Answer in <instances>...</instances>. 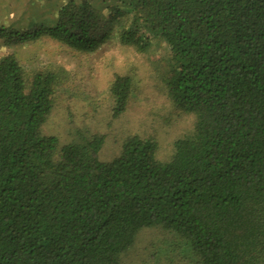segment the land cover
<instances>
[{
    "label": "trees",
    "instance_id": "trees-1",
    "mask_svg": "<svg viewBox=\"0 0 264 264\" xmlns=\"http://www.w3.org/2000/svg\"><path fill=\"white\" fill-rule=\"evenodd\" d=\"M129 1L105 13L71 0L53 27L0 25V43L147 52L144 30L158 31L174 60L166 94L193 130L164 160L154 137L130 134L104 162L103 133L44 134L64 70L2 57L0 264H129L135 252L156 264H264V0ZM134 92L132 76L114 75V118ZM148 232L157 241L146 251Z\"/></svg>",
    "mask_w": 264,
    "mask_h": 264
},
{
    "label": "rangeland",
    "instance_id": "rangeland-1",
    "mask_svg": "<svg viewBox=\"0 0 264 264\" xmlns=\"http://www.w3.org/2000/svg\"><path fill=\"white\" fill-rule=\"evenodd\" d=\"M70 1L0 0V25L18 30L39 25L53 27L59 10ZM76 1L90 2L105 13H109L112 6L122 7L124 1L125 4L130 2ZM130 20L132 14L126 15L125 23H130ZM144 31L152 45L147 52L121 45L119 41L90 55L67 54L49 41L17 48H8L0 43V59L16 54L31 69L58 68L66 73L67 83L61 89L56 109L45 125L44 134L69 143L79 131L103 133L107 136L106 147L101 153L104 162H111L119 156L130 134L151 136L159 143V159L164 160L172 155L173 142L192 132L193 122L189 116L178 113L165 91L164 79L172 76L174 66L171 47L160 38V32ZM117 73L132 76L135 92L129 111L114 118V102L109 89ZM156 241L155 233H145L140 249L148 251ZM140 255L135 252L128 260L129 264H156L155 260H145ZM160 259L164 261L165 256ZM123 261L126 264L125 257Z\"/></svg>",
    "mask_w": 264,
    "mask_h": 264
}]
</instances>
